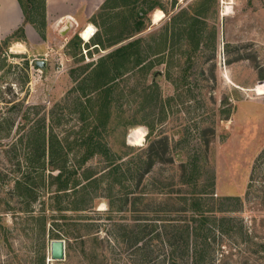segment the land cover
Instances as JSON below:
<instances>
[{
    "label": "rangeland",
    "instance_id": "1",
    "mask_svg": "<svg viewBox=\"0 0 264 264\" xmlns=\"http://www.w3.org/2000/svg\"><path fill=\"white\" fill-rule=\"evenodd\" d=\"M55 1L44 26L23 22L28 38L6 46L0 37V264H172L168 240L191 214L182 199L193 164L202 197L237 198L223 203L234 211L208 222V264H264V0H135L118 9L107 0L86 12L100 0ZM150 6L136 32L137 12ZM74 13L78 23L66 18ZM134 40L141 66L125 62L108 75V54ZM101 59L107 73L98 76ZM135 128L140 145L127 140ZM88 147L98 151L81 162ZM108 153L121 172L110 174ZM53 165L79 182L59 202ZM171 205L185 212L164 211ZM218 217L223 232L212 226ZM56 239L62 261L50 260Z\"/></svg>",
    "mask_w": 264,
    "mask_h": 264
},
{
    "label": "trees",
    "instance_id": "2",
    "mask_svg": "<svg viewBox=\"0 0 264 264\" xmlns=\"http://www.w3.org/2000/svg\"><path fill=\"white\" fill-rule=\"evenodd\" d=\"M16 1L18 2V5L20 6V9L22 11L24 22L30 23L36 26L37 23L34 22L35 20L40 23L38 24L39 26L41 25L44 26L45 24V0H16ZM106 2L107 0H105L102 7L106 4ZM134 3H135V0H108V9H118L119 7H125L127 5L134 4ZM153 8L154 7L150 6L145 10L141 9L139 10V12H137V15L135 16L136 18L133 20V26L136 32H140L142 30L143 25H144L143 16H145L148 11L153 10ZM24 35L25 33H24L23 26H20L15 31H13L8 37L3 39L2 44L7 46L9 42L13 39H18V41L23 40ZM129 37L131 36H128L126 38H129ZM74 39L77 40L78 37L75 36ZM122 40L123 38L122 39L118 38L117 40L110 42L108 44V47L116 45ZM138 43H139V40L131 41L125 45H122L116 48L115 50H113L111 53L108 54V75L118 73L120 69L125 67V62H129V61L133 62L132 63L133 67L141 66V64L143 63V60L139 56L138 52L134 50L136 49L135 47L138 45ZM75 45L79 46V43H76ZM94 45L99 46L100 43L96 42L94 43ZM104 61L105 59L104 60L101 59L98 63V67H101V65L103 66ZM103 67L99 70L98 76H102L104 74L106 75L107 69ZM111 82L113 81H109L108 83H111ZM105 85L106 84H103L101 86H105ZM109 108L110 107H109V100H108V118H109ZM99 125H101V122ZM97 151H98L97 148L91 149L88 147L86 152L82 155L80 161L81 162L86 161L87 159L92 157ZM52 154H53V148L51 147L50 155ZM108 156L112 157L110 159L111 160L110 163L113 164V168L110 170V174L116 172L117 169L118 171L121 172L120 164H115V161L120 160V157L115 156V154L109 155V153H108ZM153 156H155V154L153 152L152 153L150 152V157H151L150 159H153ZM53 161H54V157L52 156V162ZM153 162L154 160H149L148 169L142 172L143 175L151 171L152 166L154 164ZM159 162H162V159H160ZM193 166L191 167V174H188L186 176L183 173L184 174L183 181L187 185H189L188 183H190V185H189L188 191L186 192L188 196L184 197V199H182V202L189 203L188 210L191 212V214L188 217L187 223L185 225L180 226L181 232L180 231L171 232L170 239L168 240V246L170 248L169 259L172 264H176V263L181 264L183 262L185 263L187 262V264H208L207 260H209V262H212V260H210L211 254H212V252L210 251L211 243L206 240L208 237L206 233L208 222L210 219H216L215 218L216 215L221 214L223 210H225L224 212H226L227 210L228 212L235 210L234 208L224 209L223 203L229 200H237V198H233V197L224 198L223 197L221 199H213V197H208L207 199H205L206 197H202L205 194V190L202 188L199 189V184H197L198 177L195 176V178H193V176H191L192 174L194 175L195 172L199 170V168L195 164H193ZM55 167L59 169V174L56 176L58 185H57L56 197H55L56 202H59V199H60L59 192H64V194H67L68 190L75 188L79 184V182L75 180V181H72V184L70 185L69 183L70 174L72 173L74 174V172H71L68 174V176L64 177V174H65L64 165L63 166L56 165ZM185 171H187V168L185 169ZM62 177L64 178L62 179ZM84 178L86 180H89L90 178H92V175L86 174ZM114 180H117V178H114ZM68 186H70V188H68ZM136 201L137 199L134 198L132 201L133 205L135 204ZM182 202H179L177 200V201L171 202V204L181 205ZM171 207H172L171 209L164 210V211H167L168 213H172V214L179 213V212H183V213L185 212L184 210L185 208L181 207V209H177L176 207H173V205H171ZM57 210L59 211L63 209L59 207ZM74 210L76 209L74 208ZM224 222H225V219L218 217L217 222L213 223L212 226L213 228L216 227L217 229H220L221 232H223L222 229L224 227ZM74 228L75 229L73 230H78L77 227L74 226ZM65 229L66 228L63 229V234H67V231H65ZM190 235H193L194 237V240L192 243H190L189 241ZM55 238H58V236L55 235ZM177 253H180V254L178 255ZM184 257H186L185 260H184Z\"/></svg>",
    "mask_w": 264,
    "mask_h": 264
},
{
    "label": "crops",
    "instance_id": "3",
    "mask_svg": "<svg viewBox=\"0 0 264 264\" xmlns=\"http://www.w3.org/2000/svg\"><path fill=\"white\" fill-rule=\"evenodd\" d=\"M56 2L57 1L54 2V0H45L46 19L48 18L49 20V17L47 15L51 11H53L55 7L59 5V3H56ZM102 2L104 3L105 0L104 1L100 0L98 1V3L96 2V5H93V3L86 2V4L83 5L84 7H86L84 12H86V9L89 11L88 8H91L92 11H97L100 8L99 6H101V4L103 5ZM68 7L70 8V5H68ZM75 15H76L75 13L72 14L71 16L68 15L66 16V18L71 19L73 17L74 21H77L78 23L79 21L77 20ZM84 18H87V17L84 16ZM23 22H24V17L20 9V6L18 5V2L16 0H0V37H3V39H5L13 31H15L17 28L22 26ZM85 23L87 24V20L85 21ZM23 28L25 30L24 32L25 36L26 38H28L27 36H28V33L30 32V29H28L27 27H23ZM84 28H86V26Z\"/></svg>",
    "mask_w": 264,
    "mask_h": 264
},
{
    "label": "bare ground",
    "instance_id": "4",
    "mask_svg": "<svg viewBox=\"0 0 264 264\" xmlns=\"http://www.w3.org/2000/svg\"><path fill=\"white\" fill-rule=\"evenodd\" d=\"M153 16H154V22L160 20L163 17L160 11L155 13ZM93 32H94L93 27L88 25L87 28L81 30L80 36L86 42L93 35ZM143 138H144V132L141 131L140 128L133 129L127 136V140L129 144L132 145H140L143 141Z\"/></svg>",
    "mask_w": 264,
    "mask_h": 264
},
{
    "label": "water",
    "instance_id": "5",
    "mask_svg": "<svg viewBox=\"0 0 264 264\" xmlns=\"http://www.w3.org/2000/svg\"><path fill=\"white\" fill-rule=\"evenodd\" d=\"M36 66L43 67L44 62H36ZM50 260L62 261L65 258V242L61 239L50 242Z\"/></svg>",
    "mask_w": 264,
    "mask_h": 264
}]
</instances>
